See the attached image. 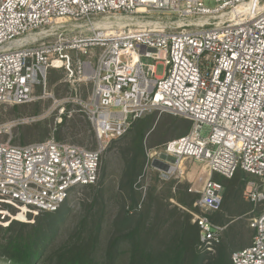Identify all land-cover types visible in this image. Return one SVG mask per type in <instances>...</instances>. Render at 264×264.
Returning a JSON list of instances; mask_svg holds the SVG:
<instances>
[{
  "label": "built area",
  "instance_id": "2783aa9c",
  "mask_svg": "<svg viewBox=\"0 0 264 264\" xmlns=\"http://www.w3.org/2000/svg\"><path fill=\"white\" fill-rule=\"evenodd\" d=\"M51 69L90 84L83 102L97 144L0 140V223L56 210L95 184L110 140L150 112L170 113L191 128L147 150L145 170L165 180L183 160L203 164L202 212L191 221L207 252L224 227L207 216L222 203L213 174H247L242 196L260 211L249 220L250 244L230 257L264 264V0H0V105L31 101Z\"/></svg>",
  "mask_w": 264,
  "mask_h": 264
},
{
  "label": "rangeland",
  "instance_id": "374dc122",
  "mask_svg": "<svg viewBox=\"0 0 264 264\" xmlns=\"http://www.w3.org/2000/svg\"><path fill=\"white\" fill-rule=\"evenodd\" d=\"M208 5L214 4L209 2ZM147 18L148 15L133 16L126 20L128 22L145 21ZM144 61L152 62L150 59H144ZM164 70L163 63L159 62L155 65L156 76H162ZM89 89L90 84L66 78L62 70H49L46 80L34 86L31 101L0 105V140H9L13 144H25L53 136L57 140L87 148L95 147L97 141L83 102ZM142 118L152 123L153 127L151 126L152 130L144 139V164L132 183L133 193L130 194L128 187L121 181L123 153L130 151L132 155L133 136L130 132L108 142L101 154L99 174L95 184L75 189L69 199L59 207L61 210H69V218L72 219L73 224L84 220L81 227L77 223L79 228L75 227L74 231L78 232L71 237L65 236L67 233L64 226L54 236L52 243L62 251L72 249L74 245L80 246L87 252H93L94 264H104L105 255L103 254L109 247L113 264H126L127 256L124 253L126 240L119 239L116 242L114 240L130 227L129 223L120 224L119 221L120 214L126 210V206L133 203L132 196L136 199V204H139L137 212L150 210L152 215L158 206L164 210L178 207L190 214V219L193 214L202 212L201 208L195 205L196 200L191 207L187 208L180 205L174 198L191 199L198 194L197 191L207 177L206 168L202 163L183 160L178 163L179 170L165 180L158 178L156 170H145L147 150L177 138L183 133L187 122L180 116L170 113L158 114L156 111ZM209 131L210 126L205 124L200 130V135L206 137ZM217 177L223 184L221 193L224 196L227 179L220 175ZM246 177L248 178L247 174ZM241 178V174H235L228 179V193L219 211L210 214L214 222H227L223 227L219 245H222L224 255L228 252V257L234 249L251 238L253 230L249 220L260 211V207L253 208L254 206L242 196ZM140 187H144L143 191ZM252 208L253 212H251ZM246 209L249 212L244 214L243 211ZM1 221L0 226L9 223L6 218H2ZM218 246L212 252L203 253V255H214Z\"/></svg>",
  "mask_w": 264,
  "mask_h": 264
},
{
  "label": "trees",
  "instance_id": "16d2710c",
  "mask_svg": "<svg viewBox=\"0 0 264 264\" xmlns=\"http://www.w3.org/2000/svg\"><path fill=\"white\" fill-rule=\"evenodd\" d=\"M182 119L187 122V126L179 136L185 135L191 128V122L184 117ZM151 126L152 123L141 117L134 120L126 131V133L131 132L133 136L132 155L130 151L123 153L121 181L128 187L130 194L133 193L132 183L144 164L143 143L146 134L152 130L153 126ZM235 174L242 175L240 183L243 191L246 174L241 170H237L233 176ZM217 176L219 175L213 174V179L220 182L223 187ZM226 179L222 202L228 193L229 178ZM197 197L198 194L191 199L174 198L180 205L188 208ZM131 198L133 203L126 206V210L120 214L119 221L120 224L129 223L130 227L114 240L115 242L119 239L126 240L124 252L127 256L126 264H232L231 253L229 257L228 252L224 255L222 245L219 243L216 245L219 246L214 255H203L209 252L198 247L199 228L191 221L187 212L178 207L164 210L161 206H158L152 215L150 210L137 212L139 204H136L133 196ZM69 213V210L60 208L54 211H40L36 215H29L31 221L12 220L7 225L0 226V264H94L95 256L92 251L87 252L86 249L76 245L72 249L62 251L52 243L54 236L63 226L66 227L65 236L68 238L78 232L74 231L75 227L79 228L84 224V220L73 224ZM210 214L207 216L212 221ZM19 217L23 218L22 215ZM214 223L225 225L227 222ZM111 254L110 248L107 247L103 254L104 264H113Z\"/></svg>",
  "mask_w": 264,
  "mask_h": 264
},
{
  "label": "crops",
  "instance_id": "0c3cea01",
  "mask_svg": "<svg viewBox=\"0 0 264 264\" xmlns=\"http://www.w3.org/2000/svg\"><path fill=\"white\" fill-rule=\"evenodd\" d=\"M246 212H249V210H245V211H243V213L245 214ZM224 226V225H223ZM222 233V232H221ZM253 234V233H252ZM252 237V236H251ZM220 239H221V237H220ZM250 241H251V238L250 239H248L245 243H243L241 246H239V247H237L236 249H234V250H237V249H241V248H243V247H245V246H247V245H249L250 244ZM233 250V251H234Z\"/></svg>",
  "mask_w": 264,
  "mask_h": 264
},
{
  "label": "water",
  "instance_id": "95a60500",
  "mask_svg": "<svg viewBox=\"0 0 264 264\" xmlns=\"http://www.w3.org/2000/svg\"><path fill=\"white\" fill-rule=\"evenodd\" d=\"M156 163H157V162H154L153 164L156 165ZM165 168H166V166H163V169H165Z\"/></svg>",
  "mask_w": 264,
  "mask_h": 264
},
{
  "label": "bare ground",
  "instance_id": "6f19581e",
  "mask_svg": "<svg viewBox=\"0 0 264 264\" xmlns=\"http://www.w3.org/2000/svg\"><path fill=\"white\" fill-rule=\"evenodd\" d=\"M179 168H180V166H179Z\"/></svg>",
  "mask_w": 264,
  "mask_h": 264
}]
</instances>
